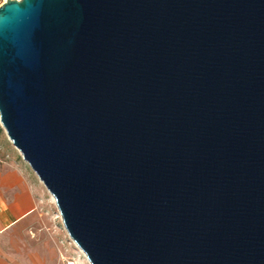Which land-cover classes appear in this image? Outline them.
I'll list each match as a JSON object with an SVG mask.
<instances>
[{"label":"water","instance_id":"95a60500","mask_svg":"<svg viewBox=\"0 0 264 264\" xmlns=\"http://www.w3.org/2000/svg\"><path fill=\"white\" fill-rule=\"evenodd\" d=\"M0 123L90 264H264V0H7Z\"/></svg>","mask_w":264,"mask_h":264},{"label":"rangeland","instance_id":"374dc122","mask_svg":"<svg viewBox=\"0 0 264 264\" xmlns=\"http://www.w3.org/2000/svg\"><path fill=\"white\" fill-rule=\"evenodd\" d=\"M7 0H0L2 5ZM18 152L8 139L0 123V154L10 158ZM20 154V153H19ZM21 157V155H20ZM33 173H35L33 171ZM43 185V183L41 182ZM45 190V206L32 222L20 227L5 245L4 253L14 264H27L33 255L36 264H88L86 255L80 251L66 230L56 202L47 188Z\"/></svg>","mask_w":264,"mask_h":264},{"label":"crops","instance_id":"0c3cea01","mask_svg":"<svg viewBox=\"0 0 264 264\" xmlns=\"http://www.w3.org/2000/svg\"><path fill=\"white\" fill-rule=\"evenodd\" d=\"M19 153L14 152L10 158L0 154V264H14L10 260L13 254L10 258L4 253L5 245L13 244L9 239L45 206L44 187ZM27 264H36V256Z\"/></svg>","mask_w":264,"mask_h":264},{"label":"bare ground","instance_id":"6f19581e","mask_svg":"<svg viewBox=\"0 0 264 264\" xmlns=\"http://www.w3.org/2000/svg\"><path fill=\"white\" fill-rule=\"evenodd\" d=\"M52 196V195H51ZM52 198H53V196H52ZM53 200H54V198H53ZM55 201V200H54ZM82 253H83V251L82 250H80ZM83 255L85 256V254L83 253ZM88 264H90V262L88 261Z\"/></svg>","mask_w":264,"mask_h":264},{"label":"built area","instance_id":"2783aa9c","mask_svg":"<svg viewBox=\"0 0 264 264\" xmlns=\"http://www.w3.org/2000/svg\"><path fill=\"white\" fill-rule=\"evenodd\" d=\"M68 264H75V262L74 261H69Z\"/></svg>","mask_w":264,"mask_h":264}]
</instances>
